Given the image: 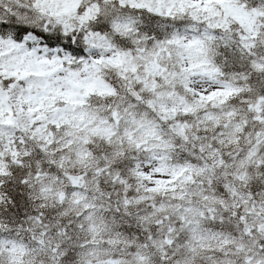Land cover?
Returning <instances> with one entry per match:
<instances>
[{
	"label": "snow or ice",
	"instance_id": "obj_1",
	"mask_svg": "<svg viewBox=\"0 0 264 264\" xmlns=\"http://www.w3.org/2000/svg\"><path fill=\"white\" fill-rule=\"evenodd\" d=\"M0 264H264V0H0Z\"/></svg>",
	"mask_w": 264,
	"mask_h": 264
}]
</instances>
